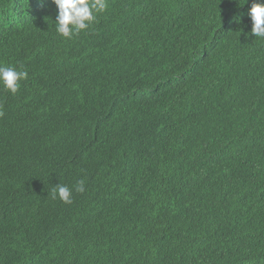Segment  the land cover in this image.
Here are the masks:
<instances>
[{
    "label": "trees",
    "instance_id": "obj_1",
    "mask_svg": "<svg viewBox=\"0 0 264 264\" xmlns=\"http://www.w3.org/2000/svg\"><path fill=\"white\" fill-rule=\"evenodd\" d=\"M253 2L106 0L69 39L0 0V264H264Z\"/></svg>",
    "mask_w": 264,
    "mask_h": 264
},
{
    "label": "clouds",
    "instance_id": "obj_2",
    "mask_svg": "<svg viewBox=\"0 0 264 264\" xmlns=\"http://www.w3.org/2000/svg\"><path fill=\"white\" fill-rule=\"evenodd\" d=\"M247 2V0H245ZM57 8L55 27L58 34L65 38H71L82 30L89 28L94 22L96 13L103 11L106 0H52ZM251 21V34L264 38V0H254L248 12ZM28 78L26 70L17 71L14 67L0 66V83L12 94L20 88V81ZM3 113L0 112V115ZM73 190L83 192L85 181H77L73 188L57 184L52 189V198H59L63 203H72Z\"/></svg>",
    "mask_w": 264,
    "mask_h": 264
}]
</instances>
